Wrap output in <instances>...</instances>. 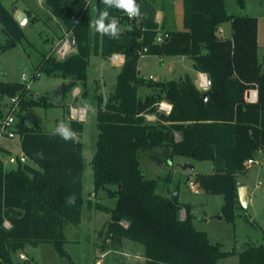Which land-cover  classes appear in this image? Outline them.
Masks as SVG:
<instances>
[{
    "label": "trees",
    "instance_id": "trees-1",
    "mask_svg": "<svg viewBox=\"0 0 264 264\" xmlns=\"http://www.w3.org/2000/svg\"><path fill=\"white\" fill-rule=\"evenodd\" d=\"M43 1L76 43V51L62 60L44 55L36 69L37 74L68 80L62 84L63 95L81 83L83 97L87 96L92 56H125L106 100L95 98L94 190L107 191L116 203L107 208L83 196L82 122L68 120L76 133L68 141L29 127L24 112L48 104L40 96L29 97L24 83L0 81V117L6 101L18 98L16 133L20 151L30 162L5 169L0 157V264H15L16 254L40 244L53 245L61 257L71 260L63 248L64 223L78 224L83 212L92 210L110 214V244L121 247L128 240L141 245L145 264H218L234 255L238 264H264V243L249 244L238 253L222 251L205 232L193 227L192 206L179 200V187L165 196L158 192V181L145 177L141 169L143 155L165 166L178 157L211 162L213 172L197 174L194 182L204 193L221 196L223 219L235 221L242 209L238 177L248 172L253 165L248 162L255 161L259 152L264 154V73L258 59V19L227 14L224 0H182L183 30H168L163 21L160 28L170 38L155 44L156 9L147 0H136L140 22L129 20L121 10L107 8L121 29L117 39L90 27L107 7L102 0ZM225 22L231 23L230 39L217 36L218 27ZM0 26L5 39L0 44L2 51L26 38L3 0ZM143 47L147 55L189 58L196 72L210 77L209 89L200 91L188 76L165 82L141 77L138 53ZM143 86L151 93L139 97L137 89ZM250 90L257 91L256 102L246 100ZM162 101L171 104L169 114L157 110ZM146 115H154L156 120L148 121ZM10 154L0 146V156ZM71 196L75 202L69 204ZM181 210L184 219L179 217Z\"/></svg>",
    "mask_w": 264,
    "mask_h": 264
},
{
    "label": "rangeland",
    "instance_id": "rangeland-1",
    "mask_svg": "<svg viewBox=\"0 0 264 264\" xmlns=\"http://www.w3.org/2000/svg\"><path fill=\"white\" fill-rule=\"evenodd\" d=\"M226 12L229 15H248L258 19L259 50L258 59L261 64V71L264 73V0H224ZM3 5L13 11L14 7H22L37 15L36 22L22 26L25 39L15 47L2 51L0 49V81L20 82L24 74L30 85L29 97L40 96L46 102L47 107L29 108L25 115L27 126L39 128L45 132H54L56 121L69 120V107L85 108L86 119L82 122L83 133L80 141L83 144L82 155L85 160L83 174V196L90 199L94 204L113 208L116 198H111L105 190H94V175L92 159L96 151L98 137L96 101L100 96L106 100L114 84L112 76L119 70V66L112 65L108 59L100 56H92L88 67L87 96L83 97V86L81 83L73 88L66 95L55 94L61 84L67 83L61 77L48 76L36 72L38 65L43 61L44 55L55 57L57 50L62 45L60 33L57 32V24L50 17L49 7L43 0H3ZM167 29H172L169 19ZM227 24V23H226ZM171 25V26H170ZM70 34L67 33L66 36ZM5 39L1 34L0 44ZM76 51V50H75ZM73 51V52H75ZM70 52L69 54L73 53ZM68 56V55H67ZM185 68L181 73H187L193 79L197 77L192 68V61L185 60ZM164 63L156 56H146L141 59V76L152 79L161 76V81L178 80L176 74L168 76ZM104 75L106 85L102 89L101 76ZM35 76V77H34ZM34 77V78H33ZM113 84V85H112ZM78 90L79 95L73 96ZM147 87H138L137 94L144 97L148 94ZM9 106V100L6 101ZM4 108V112L7 111ZM68 123V122H67ZM0 146L11 149V155L20 153V139L15 137L12 140H2ZM3 147V148H4ZM5 169L14 168L17 165H10L6 161V155L0 156ZM28 163H30L28 161ZM190 164L195 166L194 170H183L181 166ZM141 169L145 177L158 181V192L170 196L179 187V200L185 204H192L191 213L194 216L193 227L197 231L207 234L212 244H218L222 251H242L249 244L259 245L264 243V154L259 152L255 163L248 172L239 175L238 183L248 188L251 196V203L238 212L235 221L227 222L225 219H218L222 216L223 198L217 195H208L200 190L194 179L197 174H210L213 172L212 163L209 161L196 162L187 158H175L170 166L156 165L149 160L147 155L141 157ZM190 182L195 185L193 189ZM114 188V187H110ZM193 190L198 193L194 194ZM180 219L185 218V211L181 210ZM110 214L107 212L92 210L84 211L78 224L65 222L63 233L66 239L63 248L71 260L61 257L53 245L40 244L37 247H26L24 253L14 256L15 264L31 262V264H145L144 248L141 245L124 240L121 247H114L110 244L108 235V224ZM127 226L125 222H122ZM221 264H238V257L234 255ZM227 262V263H226Z\"/></svg>",
    "mask_w": 264,
    "mask_h": 264
},
{
    "label": "built area",
    "instance_id": "built-area-1",
    "mask_svg": "<svg viewBox=\"0 0 264 264\" xmlns=\"http://www.w3.org/2000/svg\"><path fill=\"white\" fill-rule=\"evenodd\" d=\"M129 20L136 19L138 22H140V17H133L130 18L127 16ZM155 22L158 25V29L156 30V35L154 37V43L155 44H162L166 40L170 38V35L168 32L162 30L160 28L161 26V19L158 16H155ZM147 48L143 47L139 51L140 58L147 55ZM72 52L68 43V36H65L62 40L61 47L57 50L56 55L59 59H64L69 53ZM109 62L112 65H116L119 67H122L125 64V56L123 54L114 53L108 58ZM21 83H24L26 85V88L28 90H31L29 83L27 82V78L24 74L21 76ZM246 100L248 102H256L257 100V91L250 90L246 93ZM79 92L78 90H75L73 92V96H78ZM19 104L20 101L18 98H12L9 99V106H7V111H3L2 117H0V142L2 140H12L15 137H17L16 133V123H17V113L19 111ZM172 109L171 104L162 101L158 104L157 110L164 114H169ZM69 120H75L78 122H83L86 119L87 116V110L85 108H76V107H69ZM145 118L148 121H155L156 117L154 115H146ZM6 161L10 165H18V164H26L28 163V158L21 152L19 155H6ZM255 161H249L248 164L252 165ZM194 183L190 182V186L193 189ZM194 194H197V190H193Z\"/></svg>",
    "mask_w": 264,
    "mask_h": 264
},
{
    "label": "crops",
    "instance_id": "crops-1",
    "mask_svg": "<svg viewBox=\"0 0 264 264\" xmlns=\"http://www.w3.org/2000/svg\"><path fill=\"white\" fill-rule=\"evenodd\" d=\"M147 1H149V2H151L153 4V6L156 9V16H158L161 19L162 23H163V21H165L166 26L168 24L167 23L168 21L166 19H169L170 24H172L173 28L172 29H169L168 28V30H183L182 0H147ZM18 11H23V12L26 13L28 24L31 23V19L38 18L35 13H31L30 11H28V10L22 8V7H16V10L13 12V15H15ZM27 12L30 13V17L28 16ZM49 13H50V17L57 24V29H58L57 32L60 33V36H62V35L63 36L64 35L66 36L67 35V32H66L65 27L56 18H54L51 15L50 9H49ZM217 36L219 38H221V39H230L231 38V23L230 22H225V23L221 24L218 27V29H217ZM257 37H258V40H259V36L258 35H257ZM60 40H63V39L61 38ZM258 47H259V41H258ZM146 56H148V55H146ZM146 56L140 58L139 59V62H138V73H139L140 76H141V70L139 69L140 68L139 67L140 66V62H141V59L145 58ZM156 57L159 58V61H161V63H164L165 60L167 61V63L165 64L167 66V68H166L167 72L165 73L167 75V77L176 74V76H178V80H180V79H184L186 76H188L190 78V80L196 85V87L200 91H203L202 90L203 87H206L207 86V85L202 86V84L200 83V75H205V77H206L207 74H201V73H198V72H196L194 70L195 73L197 74V77L193 79L187 73H181L182 72L181 71V68H185V65H186L185 64L186 63L185 60H187L189 58H187L185 56H178V57L156 56ZM192 68H193V66H192ZM120 70H121V67H120ZM120 70L115 75L112 76V79L111 80L113 81V84L114 85H115V82H116V77L119 74ZM143 78L148 79L146 77H143ZM150 80H152V81H161V76H155V77H153ZM178 80H176V81H178ZM100 81H101V87L103 89L104 86L106 85V83L104 81V75L101 76ZM206 84H207V80H206ZM61 86H62V84H61ZM209 87H210V85H209ZM209 87H208V89H209ZM147 90H149L148 91V94H150L151 93V90L148 89V88H147ZM148 94H146V95H148ZM25 124H26V121H25ZM5 149H7L8 151L11 152V149L10 148L6 147ZM20 153H21V151H20ZM246 192H247L246 193V196H247V206H249V204L251 203V196L248 193V188L247 187H246ZM190 205L193 207L192 204H190ZM225 261L228 262L230 260L228 258H226ZM143 262L145 263V259H143ZM221 262L223 263V259L220 260L218 264H221Z\"/></svg>",
    "mask_w": 264,
    "mask_h": 264
},
{
    "label": "clouds",
    "instance_id": "clouds-1",
    "mask_svg": "<svg viewBox=\"0 0 264 264\" xmlns=\"http://www.w3.org/2000/svg\"><path fill=\"white\" fill-rule=\"evenodd\" d=\"M107 7L103 11H99L97 18L90 22V27L93 28L96 32L107 35L112 39H117L121 33L118 20L110 16L107 8H116L118 10L126 13L130 18L138 17L141 15L140 5L137 4L136 0H102ZM53 135H58L65 141L75 138L76 133L72 130L70 125L65 121H60ZM41 158H43V153H38ZM69 204L75 202V197L71 196L67 201Z\"/></svg>",
    "mask_w": 264,
    "mask_h": 264
},
{
    "label": "water",
    "instance_id": "water-1",
    "mask_svg": "<svg viewBox=\"0 0 264 264\" xmlns=\"http://www.w3.org/2000/svg\"><path fill=\"white\" fill-rule=\"evenodd\" d=\"M15 10H13L12 12H14ZM14 19L17 21V23L22 27L25 25V23L27 22V15L25 12L23 11H18L15 15H14ZM68 43L70 46L71 51H75L76 50V43L74 40V37L72 35L68 36ZM129 65L127 64V69H128ZM206 79H207V86L203 87V91H206L210 85V77L208 75H206ZM55 94H59L62 95L63 94V89L62 86H59L57 88V90L55 91ZM204 99H206V95L204 94ZM181 168L183 170L186 169H190V170H194L195 167L193 165L190 164H184L183 166H181ZM238 188H237V193H238V200L239 203L241 205L242 208H246L247 207V196H246V187L242 184V183H238ZM218 219H223L222 216L217 217Z\"/></svg>",
    "mask_w": 264,
    "mask_h": 264
},
{
    "label": "bare ground",
    "instance_id": "bare-ground-1",
    "mask_svg": "<svg viewBox=\"0 0 264 264\" xmlns=\"http://www.w3.org/2000/svg\"><path fill=\"white\" fill-rule=\"evenodd\" d=\"M202 79V80H201ZM206 77H205V75H200V83L202 84V86H204V85H207L206 84Z\"/></svg>",
    "mask_w": 264,
    "mask_h": 264
}]
</instances>
